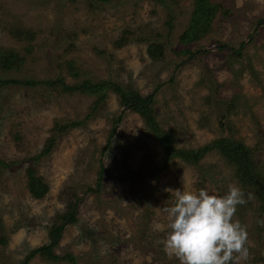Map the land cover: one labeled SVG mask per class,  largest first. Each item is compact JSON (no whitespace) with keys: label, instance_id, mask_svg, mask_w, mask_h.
<instances>
[{"label":"rangeland","instance_id":"1","mask_svg":"<svg viewBox=\"0 0 264 264\" xmlns=\"http://www.w3.org/2000/svg\"><path fill=\"white\" fill-rule=\"evenodd\" d=\"M166 1L170 9L157 0H0V47L24 58L18 72L0 68V79L39 80L61 73L74 83L80 78L61 66L73 59L85 71L81 79H110L124 90L153 92L157 121L177 147L196 148L231 136L253 148L264 166V0H218L227 3V15L217 12L211 31L185 45L178 38L193 0ZM15 28L31 30L33 40L13 37ZM125 32H130L128 43L115 47ZM155 41L164 45L157 60L147 52ZM182 48L193 53L178 52ZM233 97L236 106L229 109ZM93 100L80 93L56 94L41 84L0 87V160L7 164L0 165V239H5L0 264H21L31 249L46 244L55 215L75 195L77 221L65 225L56 253L71 252L79 264H179L164 251L166 230L156 227L167 223L157 208L173 202L166 189L183 190L185 182L191 190L223 196L229 184L240 186L214 151L201 159V172L180 160L155 172L162 163L160 147L141 116L109 92L86 119ZM70 121L82 125L62 132L51 152L34 161L54 125ZM31 164L48 184L42 198L27 189L25 169ZM236 219L248 232L249 257L241 264H264V226L257 223L264 215L255 198L237 207ZM27 264L67 263L36 255Z\"/></svg>","mask_w":264,"mask_h":264},{"label":"trees","instance_id":"2","mask_svg":"<svg viewBox=\"0 0 264 264\" xmlns=\"http://www.w3.org/2000/svg\"><path fill=\"white\" fill-rule=\"evenodd\" d=\"M98 2H108L110 0H95ZM166 9H170L166 0H157ZM174 5L179 4V0H168ZM228 5L225 2L218 0H193V8L190 12L187 20V26L179 36V43L190 44L192 42L199 41L207 33L211 31L212 22L216 17L217 12L221 13L222 17H225L228 13ZM173 16L168 11L166 23L169 28L173 26ZM11 35L17 39H26L29 42L33 40L34 34L31 30H24L15 28L11 30ZM130 32H125L123 35L115 40V47H122L128 43V36ZM138 41H142L145 38H138ZM27 45H30L28 43ZM30 52L31 46L26 47ZM223 49V47L221 48ZM148 55L157 60L164 54V45L162 42H150L147 47ZM178 52L189 53L193 52L190 49L182 48ZM233 55H237L234 52ZM232 55V56H233ZM24 58L15 49L0 47V68L2 71L18 72L23 68ZM65 68L67 74L75 79H79L74 83H67L65 76L58 73L55 77L45 79H30L20 80L18 78H5L0 79V87L9 83L16 84H41L50 88L51 92L56 94H68L73 95L76 93L86 94L94 97V100L90 106V112L85 116H92L96 109L102 104L109 92L115 93L121 105L128 110L139 114L143 120V123L147 130L154 136L157 144L160 147V156L162 157V163L154 170H166L169 164H174L176 160H180L187 165L196 168L198 171H202L201 159L212 151L217 153L223 162L231 168L233 176L236 182L241 188L250 191L256 199L257 210L264 215V166L260 165L254 156L253 148L244 144L242 140L234 139L231 136H220L212 141L205 143L196 148H180L176 145L175 137L169 133V131L163 130L157 121V116L154 111V93L151 92L147 95H142L134 89L124 90L118 83L111 81L110 79H100L92 82L90 79H81V74L85 71L82 68L77 67L73 59L64 60L61 65ZM229 109L236 106L237 99L233 97L230 99ZM119 116L117 118L120 119ZM82 125L81 121H70L68 123H56L52 128L50 136H48L42 148L38 154L34 155L32 159L38 160L39 157L47 155L51 152L52 147L56 143L62 132H65L71 128ZM113 130H111L112 132ZM0 165H7L4 161L0 160ZM175 165H173L174 167ZM99 176L96 180V185L99 187L102 180L103 166L100 165ZM27 176V189L29 194L34 198H42L48 191V184L45 183L42 176L38 175L34 165H28L25 169ZM88 190L94 191L93 188L88 187ZM80 198L75 195L74 199L70 198L67 201L65 210L61 213H57L52 221V225L48 229L49 241L39 247L33 248L21 261V264H27L28 261L38 255L40 258L53 262V263H67V264H79L76 256L71 252L64 254H58L55 252V247L58 245L61 233L64 230L66 224L75 223L77 221V202ZM1 229V220H0ZM0 241L5 243L3 235Z\"/></svg>","mask_w":264,"mask_h":264},{"label":"clouds","instance_id":"3","mask_svg":"<svg viewBox=\"0 0 264 264\" xmlns=\"http://www.w3.org/2000/svg\"><path fill=\"white\" fill-rule=\"evenodd\" d=\"M172 203L157 208L166 214V230L162 240L164 251L179 264H241L249 257L246 226L234 216L237 207L253 200L237 184H229L227 194H209L206 189L191 190L183 183L181 189H166ZM246 197V198H245ZM264 226V220H258Z\"/></svg>","mask_w":264,"mask_h":264},{"label":"water","instance_id":"4","mask_svg":"<svg viewBox=\"0 0 264 264\" xmlns=\"http://www.w3.org/2000/svg\"><path fill=\"white\" fill-rule=\"evenodd\" d=\"M261 23H263L264 24V21H262ZM222 45V44H221Z\"/></svg>","mask_w":264,"mask_h":264}]
</instances>
